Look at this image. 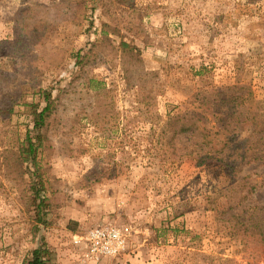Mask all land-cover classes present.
I'll return each instance as SVG.
<instances>
[{"label": "rangeland", "instance_id": "374dc122", "mask_svg": "<svg viewBox=\"0 0 264 264\" xmlns=\"http://www.w3.org/2000/svg\"><path fill=\"white\" fill-rule=\"evenodd\" d=\"M87 3L0 0V40L13 39L16 18L47 21L21 63L0 44V264H24L41 238L59 264H264L260 244L229 237L210 206L227 171L166 155L168 115L190 110L202 89L239 76L264 105V0H98L91 27ZM103 23L119 33L104 37ZM92 41L97 61L80 68ZM121 41L139 57L123 55ZM42 89L56 101L38 157L51 211L35 233L32 176L2 156L30 117L22 105L3 109L21 95L44 105ZM255 114L264 128V109ZM246 174L257 187L245 205H264V163L244 165ZM103 227L128 228L120 253L85 256L76 236Z\"/></svg>", "mask_w": 264, "mask_h": 264}, {"label": "trees", "instance_id": "16d2710c", "mask_svg": "<svg viewBox=\"0 0 264 264\" xmlns=\"http://www.w3.org/2000/svg\"><path fill=\"white\" fill-rule=\"evenodd\" d=\"M84 1H89L84 12L85 16L89 13L86 20L88 27H91L98 0H81L82 3ZM65 3L66 1L54 2L52 6L62 7ZM13 27V39L0 40V44H6V54L12 55L21 63L27 51L44 36L47 21L40 18L32 23H24L16 18ZM109 29L119 33L115 27L103 23L104 37L109 34ZM96 44L97 41H92L87 52L78 55L76 64L80 68L84 67L87 60L91 63L97 61ZM120 47L123 55L131 58H138L140 55L138 45L121 41ZM86 78L99 89L98 81ZM49 94L50 90L42 89L40 95L44 105L25 102L21 95L12 99L8 108L3 109L7 113H13L15 105H22L30 117L28 122L31 123V128L26 126L22 139L18 138L14 145H6L2 156L3 164L14 166L21 177L29 172L32 176L35 233L47 223V216L51 211V203L46 195V178L38 158L47 139L45 131L50 125L49 119L56 108V101L50 99ZM194 101L196 105L193 104L190 110L187 108L167 117L166 126L171 134L166 143L167 158L179 162L194 161L197 166L214 161L224 168L231 179L224 190L212 198L210 206L215 210L216 221L223 223L224 231L229 237L240 236L246 245L256 241L264 250V205H245L257 183L251 175H240L244 165L254 161L264 163V128L259 126L255 114L256 110H263L264 105L261 100L256 99L251 84H247L239 76H236L233 83L202 89L198 96L194 95ZM174 136H178L176 141ZM219 197L226 198L225 206L216 203ZM242 204L244 207L239 210ZM69 228L75 231L73 226ZM24 264H59V261L55 250L41 238L40 244L32 250Z\"/></svg>", "mask_w": 264, "mask_h": 264}, {"label": "built area", "instance_id": "2783aa9c", "mask_svg": "<svg viewBox=\"0 0 264 264\" xmlns=\"http://www.w3.org/2000/svg\"><path fill=\"white\" fill-rule=\"evenodd\" d=\"M128 228L113 227L96 228L85 235H77L75 243L85 244V256L98 258L101 255L116 256L123 248L124 236Z\"/></svg>", "mask_w": 264, "mask_h": 264}]
</instances>
